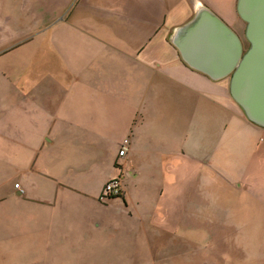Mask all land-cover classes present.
<instances>
[{"label": "crops", "instance_id": "0c3cea01", "mask_svg": "<svg viewBox=\"0 0 264 264\" xmlns=\"http://www.w3.org/2000/svg\"><path fill=\"white\" fill-rule=\"evenodd\" d=\"M237 2L18 3L32 17L20 28L31 43L0 52V61L7 57L0 62V240L106 227L109 202L99 198L114 178L122 181L123 210L138 223L178 233L208 222L210 132L226 139L228 128L249 126L262 138L264 128L245 118L228 77L214 80L190 67L175 40L204 9L243 39ZM215 117L223 119L220 131ZM178 134L186 140L178 143ZM220 179L218 227L238 230L231 196L238 186Z\"/></svg>", "mask_w": 264, "mask_h": 264}, {"label": "rangeland", "instance_id": "374dc122", "mask_svg": "<svg viewBox=\"0 0 264 264\" xmlns=\"http://www.w3.org/2000/svg\"><path fill=\"white\" fill-rule=\"evenodd\" d=\"M20 1L24 2L0 0V52L1 47L11 50L31 43L22 37L25 32L20 28L32 17L21 15ZM6 59L4 56L0 62ZM214 121L213 130H222L223 119L215 117ZM226 132V139L219 132L217 137L210 132L207 142L209 219L201 229L186 231L181 226L178 233H170L166 224H156L153 229L151 224L138 223L126 215L120 199L108 200L110 222L102 229L48 231L47 236L36 240L1 237L0 264H264V146L253 150L256 142L264 144V137L249 126L228 128ZM177 138L178 143L186 140L184 135L178 134ZM223 144L229 147L226 151L222 150ZM220 177L238 186L232 187L231 193L240 212L238 230L219 229L217 189L225 190L220 188L224 185ZM92 197L96 204L106 206ZM243 223L247 224L241 226Z\"/></svg>", "mask_w": 264, "mask_h": 264}, {"label": "water", "instance_id": "95a60500", "mask_svg": "<svg viewBox=\"0 0 264 264\" xmlns=\"http://www.w3.org/2000/svg\"><path fill=\"white\" fill-rule=\"evenodd\" d=\"M242 39L210 10L178 31L175 44L190 67L214 80L230 79V95L252 124L264 128V0H238Z\"/></svg>", "mask_w": 264, "mask_h": 264}, {"label": "built area", "instance_id": "2783aa9c", "mask_svg": "<svg viewBox=\"0 0 264 264\" xmlns=\"http://www.w3.org/2000/svg\"><path fill=\"white\" fill-rule=\"evenodd\" d=\"M127 150H128L127 142H125L120 152V155L121 156L125 155ZM15 187L19 188V184H16ZM121 194H122V181L120 178H114L105 184L99 199L102 202H106L107 200H110L112 197L120 196Z\"/></svg>", "mask_w": 264, "mask_h": 264}, {"label": "trees", "instance_id": "16d2710c", "mask_svg": "<svg viewBox=\"0 0 264 264\" xmlns=\"http://www.w3.org/2000/svg\"><path fill=\"white\" fill-rule=\"evenodd\" d=\"M245 118H246V116H245ZM247 119V118H246ZM122 198V194L120 195V196H115V197H112L111 199H121ZM110 199V200H111Z\"/></svg>", "mask_w": 264, "mask_h": 264}]
</instances>
